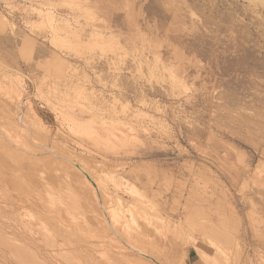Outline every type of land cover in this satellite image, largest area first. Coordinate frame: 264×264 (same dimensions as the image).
I'll return each instance as SVG.
<instances>
[{
    "label": "rangeland",
    "instance_id": "rangeland-1",
    "mask_svg": "<svg viewBox=\"0 0 264 264\" xmlns=\"http://www.w3.org/2000/svg\"><path fill=\"white\" fill-rule=\"evenodd\" d=\"M33 9L53 13L80 34L95 30L112 43L109 52L96 47L83 56L70 53L73 61L69 57V62L80 71L73 86L82 83L87 97L74 101V90L65 89L63 81L75 78L69 79L51 61L39 63L45 59L40 47L47 53L49 41L45 32L40 35L42 31L29 25L36 18ZM0 13L12 25L0 21L2 71L10 77L19 75L23 85L18 107L16 96L5 88L7 78L0 81V121L5 122H0V130L1 126L6 129L0 131V149L12 146L15 139H23L27 146L24 131L14 124L17 114L24 115L22 123L35 133L34 144L28 148L39 161L30 168L36 170L37 180L50 184L44 191L53 185L55 202L51 207L46 201L49 194L41 192L43 187L37 189L41 182L33 185L31 200L38 206L44 203L49 211L69 206L68 214H61L64 226L59 225L71 229V243L64 249L68 256H76L74 264H88L94 254L92 258H99L101 249L113 262L105 261L108 264H135L136 257L115 254L114 241L94 223L95 214L81 201L74 179L64 173L70 162L51 157L46 148L54 147L101 180L104 208L119 198L124 207L134 210L138 228L118 225L119 233L124 242L144 249L160 264H206L198 252L215 264H264V0H0ZM30 38L40 44L37 54L27 49ZM39 56L44 57L42 61ZM61 71L69 80L63 79ZM53 89L63 95L67 92L68 98ZM111 98L117 102L115 115L100 100ZM64 106L73 107L82 122L93 120L95 132L106 126L111 135L97 132L101 135L97 143L73 133L59 115ZM35 118L42 130L35 127ZM10 129L16 132L11 134ZM73 174L81 178L75 170ZM110 179L119 187L114 189ZM131 188L144 198L130 195ZM207 241L220 246L225 255L208 254ZM1 245L0 264H7Z\"/></svg>",
    "mask_w": 264,
    "mask_h": 264
},
{
    "label": "bare ground",
    "instance_id": "bare-ground-1",
    "mask_svg": "<svg viewBox=\"0 0 264 264\" xmlns=\"http://www.w3.org/2000/svg\"><path fill=\"white\" fill-rule=\"evenodd\" d=\"M260 2V0H259ZM48 5V4H46ZM48 8H49V5H48ZM46 9V8H45ZM32 10V9H31ZM43 10V9H42ZM51 10V9H50ZM34 11V13H33ZM32 13L34 14V16L36 17L35 18V21L32 22V24L29 23L30 26H32L31 28H34L35 30L37 31H42L40 35H47V38H48V41L47 42L49 44V50L47 49V53L46 51H44L43 49L45 47H40L42 48V51L41 54L44 55L45 59L43 62H39V63H46L48 64L47 62H50V64H52V66L55 68V69H62L65 71L62 72L61 71V75H63L62 73L64 74H69L68 76L67 75H63V79H68L64 76H67L69 77H72V78H75L72 79V80H69L65 82V89H73L74 90V97H72L73 99H75L74 101H77L78 98L81 99L82 96H85L87 97L88 95H86V90L84 89L83 85H78L77 83H75V85L77 84L78 86H73L74 82H77L76 80L78 78L76 77H79L80 75V71L77 70L76 68V65L74 66V64H71L69 62V57H70V53L74 52L76 55L78 54H82V56L84 54H86V52L88 51H91V50H94V48H99L101 51H104V50H107L106 52H109V49L111 48V44L112 43H107L106 41V38H104L102 35H100L99 33H97L95 30H89L88 33H85V34H80L79 32H77L76 30H74L73 28H71L68 23L63 20V19H60V18H57V16H54L53 13L49 12V11H41L40 9H33ZM31 13V14H32ZM34 18V17H33ZM0 21H2V23H5L7 24V27L8 25L10 27H12L11 25V22L4 16L0 13ZM29 21V20H28ZM26 23V22H25ZM28 24V23H26ZM29 26V27H30ZM9 27V28H10ZM1 28V27H0ZM33 29V30H34ZM31 30V29H30ZM35 30L33 31V33L35 32ZM43 32H45L43 34ZM36 34V33H35ZM32 35V34H31ZM38 35V34H37ZM44 35V36H45ZM43 36V37H44ZM31 39V38H30ZM47 40V39H46ZM27 42L29 41L26 40ZM25 41V42H26ZM106 41V42H105ZM26 42V44L28 45L27 49L28 51L31 50L33 52H35L36 54L38 52H36L37 50V46H39L37 44V42L35 43V40L32 41H29L28 43ZM113 49H116L114 48V46H112ZM36 48V49H35ZM26 49V50H27ZM58 49V50H57ZM59 49H63L64 51H61V52H58ZM112 49V48H111ZM38 50H39V47H38ZM119 51V49H116V51ZM111 51V50H110ZM114 51V50H113ZM141 51V50H140ZM40 52V50H39ZM115 52V51H114ZM113 52V53H114ZM32 53V52H30ZM112 53V54H113ZM35 54V55H36ZM106 54V53H105ZM115 54H117L115 52ZM73 55V54H72ZM151 55V54H150ZM47 56V57H46ZM120 56V54H119ZM42 57V58H44ZM75 57V56H74ZM80 57V56H79ZM118 57V56H117ZM116 57V58H117ZM37 58H38V55H37ZM36 58V59H37ZM41 57L39 56V59ZM41 58V59H42ZM72 56L70 57V61L72 60L71 59ZM114 58V57H113ZM146 58V57H145ZM40 59V60H41ZM118 59V58H117ZM43 60V59H42ZM41 60V61H42ZM81 60V59H80ZM83 60V58H82ZM105 60V59H104ZM107 60V59H106ZM73 61V60H72ZM109 61V64L112 63V58L111 60H108ZM114 61V60H113ZM140 61V60H139ZM155 61L156 58H155ZM38 62V61H37ZM143 62V61H142ZM83 63V61H82ZM107 63V61H106ZM116 64H118L117 62H115ZM144 63V62H143ZM159 63V62H157ZM77 64V63H76ZM84 64V63H83ZM155 64V63H154ZM160 64V63H159ZM158 64V65H159ZM39 65V64H38ZM107 65V64H106ZM114 65V63H113ZM157 65V66H158ZM1 66V64H0ZM46 66V65H45ZM162 66H163V63H162ZM166 66V65H165ZM163 66V67H165ZM3 65L1 66L0 68V81L2 82L3 80H5L6 78L8 79V82H7V79L5 80V82L7 83V86L5 87L9 93H12L16 96L17 98V106L19 107L21 102L20 100L22 99L21 98V95H22V82L21 80L19 79V75L17 76L15 74V76H7L5 75V72H3L2 70H4L3 68ZM44 67V66H43ZM79 68V67H78ZM142 68V67H141ZM157 68V67H156ZM47 69V68H46ZM110 69V68H109ZM119 69V68H118ZM161 69V68H160ZM165 69V68H163ZM170 69V68H169ZM44 70V69H43ZM145 70V69H144ZM167 70V69H166ZM164 70V71H166ZM171 70V69H170ZM2 71V72H1ZM51 71V70H50ZM109 71V70H108ZM114 71V70H113ZM116 71V70H115ZM114 71V72H115ZM156 71V70H155ZM6 72H8L6 70ZM12 72V71H11ZM168 72V71H167ZM170 72V71H169ZM168 72V74H169ZM53 73V72H52ZM171 73V72H170ZM7 74V73H6ZM10 74V73H9ZM13 74V73H11ZM115 74V73H114ZM173 74V73H172ZM170 74V75H172ZM116 75V74H115ZM119 75V74H118ZM17 76V77H16ZM59 76H60V73H59ZM113 76V75H112ZM165 76V75H164ZM21 77V76H20ZM80 77H82V79L85 78V75L82 74ZM158 77V76H157ZM44 78V77H43ZM47 78V77H46ZM45 78V79H46ZM53 78V77H52ZM58 78V77H56ZM61 78V77H60ZM59 78V79H60ZM87 78V76H86ZM113 78V77H112ZM116 78V77H115ZM156 79V77H154ZM173 78V77H172ZM58 79V80H59ZM114 79V78H113ZM112 79V80H113ZM118 79V78H117ZM47 80V79H46ZM53 80V79H52ZM51 80V81H52ZM56 80V79H55ZM79 80V79H78ZM172 80V79H171ZM44 81V80H42ZM71 81V83H70ZM114 81V80H113ZM118 81V80H117ZM120 81V80H119ZM164 81V80H163ZM174 81V80H173ZM173 81H172V84H173ZM4 82V83H5ZM59 82V81H56V83ZM60 83V82H59ZM70 83V84H69ZM111 83V82H110ZM113 83V82H112ZM170 83V82H169ZM3 84V83H2ZM48 84V83H47ZM51 84V82L49 83ZM69 84V85H67ZM178 84V83H177ZM4 85V84H3ZM56 85V84H55ZM62 85V84H61ZM60 85V86H61ZM67 85V87H66ZM52 86V84H51ZM58 85H56V88H57ZM172 86H175L172 85ZM40 87V85H39ZM53 87V86H52ZM1 88V87H0ZM55 89V86L53 87ZM4 89V88H3ZM40 90V88H38ZM37 89V90H38ZM53 89V90H54ZM64 89V88H63ZM38 90V92H39ZM52 90V91H53ZM89 90V89H88ZM49 91V90H48ZM58 90H54V92ZM61 91V90H60ZM58 92L59 94L63 95L61 92ZM64 91V90H63ZM69 91V90H68ZM92 91V90H91ZM47 92V91H46ZM53 92V94H54ZM65 92V91H64ZM48 93V92H47ZM58 93L57 95L55 96H58ZM67 92L64 93L63 96H66ZM88 93V92H87ZM90 94H93V92H89ZM11 94V95H12ZM52 94V93H51ZM70 93H68L69 95ZM52 95V96H54ZM14 96V97H15ZM51 96V97H52ZM5 97V96H4ZM48 97V96H47ZM61 97V96H60ZM68 98V96H66ZM65 97V98H66ZM71 97V95L69 96ZM93 97V96H92ZM113 97V96H112ZM21 98V99H20ZM97 98V96H96ZM95 98V99H96ZM100 98V97H99ZM102 98V97H101ZM26 99V98H25ZM88 99H90L88 97ZM92 99V98H91ZM112 101H109V99H105L106 101H104V99H100L102 100V103H107V104H104L105 108H108V110L110 111V113H112L113 115H115L117 112H115L117 109H115V105H116V100L115 98H111ZM59 100V99H58ZM86 100V98L84 99ZM99 100V99H98ZM47 101V99H46ZM49 101V100H48ZM56 101V100H54ZM70 101V100H69ZM73 101V103H74ZM104 101V102H103ZM3 102V101H2ZM59 102V101H58ZM60 102H64V98L62 97L60 99ZM101 102V101H100ZM89 103V102H88ZM92 103V102H90ZM89 103V104H90ZM94 103V102H93ZM92 103V105H93ZM98 104V103H96ZM68 105V104H67ZM91 105V104H90ZM91 105V106H92ZM95 105V103H94ZM124 105V104H122ZM15 106V107H17ZM61 106V105H60ZM74 106V105H73ZM89 106V105H88ZM120 106V105H119ZM118 106V107H119ZM80 107V106H79ZM95 106L90 107L91 109H94ZM98 107V105L96 106ZM101 107V106H99ZM98 107V108H99ZM127 107V105H126ZM62 108V107H61ZM67 108V109H66ZM71 110L73 107H70V106H64V109L60 110L59 112V115L64 118L65 120H67L69 122V130L72 131L73 133L75 134H78V135H81L85 138H91L92 140L96 139L95 141L98 143L101 141V135L100 134H97V132L100 133L103 132V134H109L111 135L110 133V130L108 128V130H106V126H102L100 129H98L97 132H95V129L93 127V120L89 121V122H82L79 118H78V115L74 114L71 111H68L69 109ZM83 108V107H81ZM85 108V107H84ZM88 108V109H90ZM102 108V107H101ZM19 109V108H18ZM30 109V108H29ZM74 109V108H73ZM96 109V108H95ZM98 110V109H96ZM124 110V107L121 108V111ZM28 111V110H26ZM25 111V112H26ZM31 111V109H30ZM80 113L81 110H79ZM88 111V110H87ZM102 111V110H101ZM108 111V112H109ZM120 111V112H121ZM123 111V112H124ZM17 112V111H16ZM23 112V113H25ZM119 112V113H120ZM132 112H136V111H132ZM131 112V113H132ZM21 113V112H20ZM127 113H125L126 115ZM130 114V113H128ZM133 114V113H132ZM130 114V115H132ZM124 115V114H123ZM124 115V116H125ZM134 115V114H133ZM36 116V115H35ZM6 117V116H5ZM22 117H25L24 115ZM21 116H19V114H17L15 116V119H14V124L16 127H18L19 129H21V132L22 130L24 131V142L27 143V146L23 143H21V140L20 142L19 141H11L13 144L12 146H10L11 144H7L6 146L4 145V147L2 146L1 149H0V155L2 156V160L1 162L4 163V165H0V189H2V194H0V244L4 245V255L5 256V260L7 262V264H74L76 261H74L73 259H75V255L74 257H70L71 253L69 254L70 256H68V249H64L66 246H69L70 243H71V239L70 237L71 236V229L69 227V231L68 229L65 230L63 227L61 226H64L62 225L63 221L61 222L60 219H62L63 217H61L62 213L63 214H68V207L69 206H64V207H60L59 209L57 208V210L55 211H49L48 208H44V203L43 204H39V206L34 203L36 201H32L34 199L31 200L32 196H33V193L35 192L34 188H33V185L36 184L37 182H41V187L40 188H37V189H42L41 192L44 191L45 187L47 186H50V184L48 185L47 184V180L46 179H39L37 180L36 177H35V173H36V170L33 169V168H30V166H32V163L34 162L36 164V162H39L38 161V158H36L33 153L34 151L30 148H28L30 146V144H34V140L32 138V133L33 131L31 132V130H28V128L22 123V118ZM126 117V116H125ZM136 117V116H135ZM27 118V117H26ZM92 118V117H91ZM97 118V117H96ZM117 118V117H116ZM121 118V117H120ZM129 118V117H128ZM37 122L33 121L34 122V125L35 127L39 126V128L42 130L41 128V125L38 123V119L35 118ZM63 119V120H64ZM2 120V119H1ZM9 122H10V119L8 118ZM33 120V118H32ZM3 121H6V119ZM12 121V120H11ZM122 121V120H121ZM2 123V121H0ZM32 122V123H33ZM101 122V121H100ZM5 123V122H4ZM4 123H2L4 125ZM11 123V122H10ZM25 123V122H24ZM104 123V122H103ZM8 124V123H7ZM111 124V123H109ZM120 125V123H118ZM124 124V123H123ZM1 125V124H0ZM6 125V124H5ZM12 125L13 124H9ZM7 125V126H9ZM105 125V124H104ZM107 125V124H106ZM122 125V124H121ZM15 126H13L15 129H17ZM110 126V125H109ZM124 126V125H122ZM121 126V127H122ZM105 127V128H104ZM5 129V126H1V130L2 132H4L3 130ZM8 128V127H7ZM114 128L116 127H113V131H114ZM37 129V128H36ZM36 129L34 130V132L36 131ZM11 130V129H10ZM9 131V130H8ZM15 131V130H14ZM19 131V130H18ZM125 131V130H124ZM10 132V131H9ZM16 132V131H15ZM13 132V133H15ZM38 131H36V134L38 135L37 133ZM40 132V131H39ZM117 132V131H116ZM115 132V133H116ZM123 132V130H122ZM6 133V132H5ZM12 133V130H11V134ZM20 133V131L18 132ZM118 133V132H117ZM17 134V133H16ZM20 134H23V133H20ZM35 133H33L34 135ZM122 134V133H121ZM6 135V134H4ZM95 135H98V136H95ZM113 135V134H112ZM127 134H125L126 136ZM8 136V135H7ZM12 136V135H11ZM14 136V135H13ZM17 136V135H16ZM15 136V137H16ZM21 136V135H20ZM30 136V137H29ZM104 136V135H103ZM106 136V135H105ZM117 136V135H116ZM121 136V135H120ZM123 136V135H122ZM22 137V136H21ZM26 137H29L27 140ZM36 137V136H35ZM112 138V136H110ZM108 137V138H110ZM124 137V136H123ZM10 137L8 136L7 139H9ZM17 138V137H16ZM102 139V140H105V141H109V139ZM115 138V137H114ZM117 140H118V137H116ZM126 138V137H125ZM128 138V137H127ZM126 138V139H127ZM1 139V137H0ZM20 139V138H19ZM3 140V139H1ZM6 140V138H5ZM18 140V139H17ZM49 141V140H47ZM114 142V141H113ZM121 142V141H119ZM125 142V141H124ZM3 143H6V142H3ZM45 145V144H44ZM42 146L43 148H46L48 145L46 146ZM22 149H20V147ZM32 146V145H31ZM52 146V145H51ZM35 147V146H34ZM17 150V151H16ZM42 150V148L40 149ZM45 150V149H44ZM47 152H49L50 156L53 154V156L55 155L56 157L54 158H59V159H62L64 161H68L70 162V166L66 165V167H64V173L67 175V176H71L70 178L74 179V182L76 183V186H77V190H78V194L80 195V197L82 196V199H79L77 196V198L81 201H83V203L85 202L88 210L90 212H92V214H95V216L93 217V221L94 223L97 225V226H100L101 227V230L103 231V233L105 234V236L107 238L110 239V241L112 240V243L114 241V249L117 250V253H115L116 255L118 256H121V257H125L126 255H129L128 256L129 258L133 256L136 257L134 259H136V263L139 262L140 264H160L161 262H158L159 260H156L154 258L153 255L149 254L148 252L144 251V249H141V248H134V246H130L129 244H127L126 242H124V240L122 239V236L120 235V231L118 229V225H124V227H128L129 225H136L137 227V224L135 223V220H134V217H133V211L132 210H129L128 208L124 207L121 200L119 198H116V200L112 203L113 206H109V207H106L104 208V205H103V201H105L104 199V193L105 191H103L104 189V186H102L101 184V180L98 179L97 177L95 176H92L89 172H87L84 168L78 166L77 164H73L72 161H70V158H66V157H63V155H60L59 153H57V151L53 148H49V150H46ZM43 152V151H42ZM45 154V153H44ZM23 155H27L26 157H24ZM0 156V157H1ZM45 156V155H44ZM47 156V155H46ZM51 156V157H53ZM68 157V156H67ZM47 158V157H46ZM42 159V158H40ZM49 160V159H48ZM58 161V159H56ZM51 160H49L50 162ZM62 162V161H60ZM66 162V164L68 163ZM42 163V162H41ZM44 163H47L44 161ZM63 164V163H62ZM34 165V164H33ZM56 165V164H55ZM38 166V165H37ZM44 166V165H43ZM45 167V166H44ZM43 167V168H44ZM56 167V166H55ZM51 168V167H49ZM60 168V167H59ZM53 169V168H52ZM75 170L77 172V174H79L81 176V178H79V176H74L73 174V170ZM63 170V169H62ZM56 171V170H55ZM54 171V172H55ZM45 172V170H44ZM51 172V171H50ZM63 173V172H62ZM38 174V173H37ZM64 174V175H65ZM42 175V173H41ZM76 175V174H75ZM66 176V177H67ZM73 176V177H72ZM106 176V175H105ZM61 177V176H60ZM41 178V177H39ZM58 178V177H57ZM69 178V180H70ZM50 179V178H49ZM52 179V178H51ZM51 179L49 181H51ZM109 179V178H108ZM37 180V181H36ZM56 180V179H55ZM53 181V180H52ZM65 181V180H64ZM104 181V180H103ZM111 183L113 184V187L114 189L118 188L119 187V184L117 182H114L113 180H111ZM66 182V181H65ZM68 182V181H67ZM72 183V181H70ZM120 182V181H119ZM64 183V182H63ZM59 184V183H57ZM68 184V183H67ZM39 185V186H40ZM70 185V183H69ZM53 186V185H52ZM48 188L46 189V192L45 194L48 195L47 196V203H49L52 207V205L54 206V202H55V199H54V191L52 192L53 188ZM61 186V184L59 185V187ZM64 186V185H62ZM68 186V185H67ZM73 186V185H72ZM75 186V185H74ZM180 186V185H179ZM184 186V185H183ZM103 187V188H102ZM185 188V187H184ZM52 189V190H50ZM66 189V188H65ZM183 189V188H182ZM50 190V191H49ZM70 190V189H69ZM130 190V195L133 194L135 196H138L139 198H144V196L142 197V195L139 194L138 191L135 190V188H131L129 189ZM177 190V189H176ZM48 191V193H47ZM52 194H51V193ZM61 192V191H60ZM66 192H69V191H66ZM160 192V191H159ZM189 192V191H188ZM0 193H1V190H0ZM58 193V192H57ZM178 193V192H177ZM182 193V192H181ZM191 193V192H190ZM43 194V193H42ZM60 194V193H59ZM62 194V193H61ZM56 195V194H55ZM187 195V194H186ZM189 195V194H188ZM191 195V194H190ZM44 196V194H43ZM64 197V195H63ZM175 197V196H173ZM179 197V196H178ZM181 197V196H180ZM189 197V196H187ZM58 198V197H57ZM66 198V197H65ZM69 198V197H68ZM74 198V197H73ZM140 198V199H141ZM190 198V197H189ZM37 199V198H36ZM35 199V200H36ZM41 200V198H39ZM71 199V198H70ZM114 199V198H113ZM62 200V198L60 199ZM59 200V201H60ZM64 200V199H63ZM43 201V200H42ZM111 201V200H110ZM68 202H73V199H71L70 201L68 200ZM41 203V202H40ZM59 203V202H58ZM70 203V204H71ZM76 202H74L73 204H75ZM79 203V202H78ZM57 204V202H56ZM61 204L62 206V201L59 203ZM64 204H65V201H64ZM63 204V205H64ZM67 204V203H66ZM84 204V205H85ZM140 204V203H139ZM42 205V206H40ZM47 205V204H46ZM109 205V204H108ZM128 205V204H127ZM141 205H144V202L141 203ZM72 206V205H70ZM76 206V204H75ZM82 206V205H81ZM80 204H79V208L81 207ZM77 207V206H76ZM84 207V206H83ZM134 207L133 205L131 206V208ZM78 208V207H77ZM86 208V209H87ZM54 209V208H53ZM71 209H74V207H71ZM81 209V208H80ZM79 209V210H80ZM77 210V211H79ZM70 213V212H69ZM73 213V212H72ZM91 214V215H92ZM70 216V215H69ZM71 217V216H70ZM67 218V217H66ZM142 218V221H146V218ZM141 221V222H142ZM61 222V223H60ZM66 222V221H65ZM91 223V222H90ZM61 226H60V225ZM65 224V223H63ZM67 224V223H66ZM80 224V223H79ZM67 226V225H65ZM74 226V225H73ZM77 226V225H76ZM75 227V226H74ZM123 227V228H124ZM63 228V229H62ZM68 228V227H67ZM99 228V227H98ZM138 228V227H137ZM82 229V228H81ZM129 229V228H128ZM3 230V232H1ZM75 231L72 232V234L74 233ZM78 232V231H77ZM100 233V232H99ZM74 235V234H73ZM105 236H102V237H105ZM79 237V236H78ZM76 238V237H75ZM106 238V239H107ZM75 240H78V239H75ZM83 243V242H82ZM108 245H110V243H107ZM1 245V246H2ZM90 245V244H89ZM106 245V244H105ZM87 246V245H86ZM206 246H207V250H208V254H212L213 256H224V251L223 249L220 248V246H218L217 244L211 242V241H207L206 242ZM76 248V247H75ZM101 248V247H100ZM109 248V247H108ZM83 249V248H82ZM93 249V248H91ZM72 250V249H71ZM69 250V251H71ZM75 250V249H74ZM99 250V249H98ZM102 250V249H101ZM99 252V258L97 257V259H94L95 258V254L91 257V261L93 262L94 260H97L99 262L95 263V264H108L106 263L107 261H109L110 257H109V254L108 256H106L107 252L105 253L104 250H102ZM73 251V250H72ZM88 251V250H87ZM95 251V249H94ZM97 251V250H96ZM109 251V250H108ZM76 252L78 253V251L76 250ZM118 252H121V253H118ZM2 253V254H3ZM81 253V252H80ZM93 253V252H92ZM1 254V253H0ZM83 254V253H82ZM88 254V252H87ZM198 254H200L199 256L201 257V259H203V261L206 263V264H215V261L208 257L205 253L203 252H198ZM2 256V255H1ZM2 256V257H3ZM87 256V255H86ZM111 256V255H110ZM117 256V257H118ZM78 257V256H77ZM89 257V255L87 256ZM94 257V258H92ZM109 257V259H108ZM116 257V256H115ZM80 259V257H78ZM87 259H90V258H87ZM94 259V260H93ZM113 259V258H112ZM118 259V258H117ZM133 259V260H134ZM132 260V259H131ZM84 261V260H83ZM91 261L89 260V263L90 264H93L91 263ZM106 261V262H105ZM124 261V259H123ZM135 261V260H134ZM133 261V262H134ZM74 262V263H73ZM87 262V261H85ZM84 262V263H85ZM109 262H112V261H109ZM88 263V262H87ZM88 263V264H89ZM113 263V262H112ZM135 263V264H136ZM137 263V264H139ZM86 264V263H85Z\"/></svg>",
    "mask_w": 264,
    "mask_h": 264
}]
</instances>
